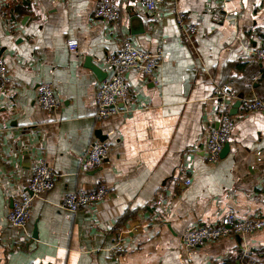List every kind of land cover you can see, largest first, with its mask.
<instances>
[{"label":"crops","instance_id":"crops-1","mask_svg":"<svg viewBox=\"0 0 264 264\" xmlns=\"http://www.w3.org/2000/svg\"><path fill=\"white\" fill-rule=\"evenodd\" d=\"M100 0H0V45L12 77L0 93V264H264V229L194 250L185 234L234 214L264 219V63L252 51L264 36V0H120L122 29L94 19ZM189 15L190 33L177 16ZM124 40L165 57L152 76L130 72L129 100L95 120V92L109 76V55ZM78 43L77 52L68 43ZM51 84L58 107L43 110L38 87ZM229 85L235 129L229 150L209 162L217 128L216 94ZM104 137L110 153L83 173L89 145ZM45 160L54 188L33 203L26 232L7 220L33 168ZM190 182V184H187ZM109 189L104 201L76 213L68 194Z\"/></svg>","mask_w":264,"mask_h":264},{"label":"built area","instance_id":"built-area-1","mask_svg":"<svg viewBox=\"0 0 264 264\" xmlns=\"http://www.w3.org/2000/svg\"><path fill=\"white\" fill-rule=\"evenodd\" d=\"M227 2L228 0H218ZM120 0H100L94 12V19L108 23L111 28L120 33L122 29V13L119 4ZM165 0H144V6L149 13L157 11ZM189 15L180 13L177 16L179 26L190 33H195V24L188 23ZM259 46L252 52L253 57L258 62L264 63V36L258 38ZM70 51L77 52L78 43L70 41L68 43ZM165 53L160 48L156 51H148L140 44L124 40L121 49L109 55L106 63L110 69L109 76L102 82L95 92V120L97 122L108 120L120 112V106L129 100L130 84L127 74L136 72L147 76H152L160 67ZM12 77L9 72L6 56L0 45V93L11 85ZM235 96L234 89L223 86L216 94L219 101L217 112L218 126L213 129L208 137L206 150L209 162L216 164L221 158V153L234 133L235 119L230 113L229 100ZM37 102L43 110L53 112L58 107L54 89L51 84L42 83L38 87ZM243 113L262 111L264 112V100L242 102ZM110 153V145L106 141H93L80 163V170L88 173L101 166L107 161ZM258 161L264 159V152L255 153ZM56 174L45 160H40L33 168L31 179L24 192H22L13 204L7 220L15 228L26 232L31 220L34 200L41 195L50 192L55 185ZM190 184V182H187ZM109 195V189L105 185L87 190H78L65 196L60 204V208L76 213L85 210L89 206L104 201ZM264 229V219H242L234 214L225 217L221 224L215 226H201L189 230L184 236V246L187 250H194L206 243L216 242L232 235L246 236ZM239 264H260L258 260L247 257Z\"/></svg>","mask_w":264,"mask_h":264},{"label":"water","instance_id":"water-1","mask_svg":"<svg viewBox=\"0 0 264 264\" xmlns=\"http://www.w3.org/2000/svg\"><path fill=\"white\" fill-rule=\"evenodd\" d=\"M101 141H104V137H101ZM229 150V144L225 145L222 153H221V156L225 153H227V151Z\"/></svg>","mask_w":264,"mask_h":264}]
</instances>
